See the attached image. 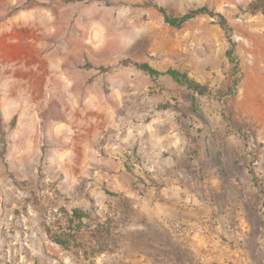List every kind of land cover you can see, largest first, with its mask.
<instances>
[{"label":"rangeland","instance_id":"obj_1","mask_svg":"<svg viewBox=\"0 0 264 264\" xmlns=\"http://www.w3.org/2000/svg\"><path fill=\"white\" fill-rule=\"evenodd\" d=\"M252 1L0 0V179L6 183L7 193L15 195L18 187L23 195L33 197L34 175L40 180L45 176L44 156L37 165L33 160L38 157L27 152L29 148H45V139H39L38 133L30 139L24 130L28 124L24 132H15L19 119L37 115L36 108L23 106L35 95L15 91L20 59L24 56L35 62L50 48L62 52L58 46L63 43L67 48L68 37L74 33L83 37L91 31L98 68L116 72V85L108 84V91L118 121L126 118L140 125L158 113L165 121L178 122L187 138L185 167L194 180L207 184L217 206L214 227L227 228L231 245L242 244L252 258L264 262V122L259 120L264 111V13H253ZM155 5L176 16L203 5L224 13L236 43L237 76L236 62L226 54L232 44L215 17L202 14L174 27ZM90 18L92 26L84 23ZM19 47L25 48L24 53ZM128 59L148 61L161 71L170 67L187 71L208 85L211 95L195 96L192 103L189 91L171 76L161 75L154 81L134 64L123 63ZM235 79H239L238 84ZM230 89L236 90L235 95L225 96ZM162 103L172 106L160 109ZM135 183L139 190L145 187L138 178ZM121 206L113 229L100 225L91 231L84 230L74 214L64 223L58 211H47L46 232L48 227L53 234L67 233L73 227L77 239L64 248L48 233L45 240L38 233L34 245L38 250L45 247L57 264H83L80 249L95 255L96 264L102 253L119 250L122 245L134 207L128 202ZM98 238L104 239L103 246L90 245ZM102 248L104 252L99 251ZM64 250H69L68 254Z\"/></svg>","mask_w":264,"mask_h":264},{"label":"crops","instance_id":"obj_2","mask_svg":"<svg viewBox=\"0 0 264 264\" xmlns=\"http://www.w3.org/2000/svg\"><path fill=\"white\" fill-rule=\"evenodd\" d=\"M84 23L92 26V18ZM89 33L68 37L67 48L58 46L62 52L50 48L35 62L20 59L15 91L35 95L23 106L36 108L37 115L19 119L15 132L28 124L30 139L34 133L45 139V148L27 151L38 157L37 165L44 156L45 176L34 175L33 197L18 187L8 194L0 179V264H57L45 247L34 245L38 233L48 236L47 211H58L65 223L80 208L85 214L75 220L84 230L113 229L127 202L134 208L122 245L102 253L96 264H264L242 244L231 245L227 228L214 227L217 206L207 184L185 167L187 138L178 122L158 113L140 125L118 121L108 91L116 85V72L98 68ZM259 120L264 122V111ZM137 178L145 186L141 190Z\"/></svg>","mask_w":264,"mask_h":264},{"label":"trees","instance_id":"obj_3","mask_svg":"<svg viewBox=\"0 0 264 264\" xmlns=\"http://www.w3.org/2000/svg\"><path fill=\"white\" fill-rule=\"evenodd\" d=\"M163 14L165 21L174 27H182L187 21L202 15V14H207L211 17H215L217 22L225 29L226 33L228 34L229 41L232 44V48L228 49L226 54L227 57L231 62H236V67L234 69V74L237 76L238 73V65L239 63L236 61L235 58V41L232 39L231 34H232V27L230 26V23L228 21V18L226 15L220 11H217L215 9L210 8L207 5H203L194 9L189 10L183 15L176 16L174 14L168 13V11L159 5H155ZM250 9L252 10L253 13L257 12H262L264 13V0H253L250 3ZM123 63H132L136 67L140 68L144 72L150 75V77L154 80L157 81L161 75H169L171 76L179 85L182 87L186 88L190 96L192 97V103H194V97L195 96H207L211 95V90L208 85L202 84L195 78L191 77L189 72L187 71H182L178 68H173L170 67L166 71H161L157 68H155L150 62L148 61H137V60H132L128 59L123 61ZM235 84H238L239 79L234 80ZM236 90L235 89H230L226 92L225 96H233L235 95ZM171 103H162L159 108L160 109H167L169 108ZM0 120H1V113H0ZM80 211L74 210V216L81 218L83 215L79 213ZM74 222L73 220H71ZM76 231L73 227H70V231L67 233H59V234H53L52 230L47 227V233L50 236V238L61 245L64 248H69L71 246V240H76L77 235L73 232ZM100 252H104V249H100Z\"/></svg>","mask_w":264,"mask_h":264},{"label":"built area","instance_id":"obj_4","mask_svg":"<svg viewBox=\"0 0 264 264\" xmlns=\"http://www.w3.org/2000/svg\"><path fill=\"white\" fill-rule=\"evenodd\" d=\"M103 244H104V239L103 238H98L97 240H95L93 242V244L90 243V245H94V246H97V247H101V246H103ZM79 253H80L81 258L83 259L82 260L83 264H95L94 263V259L96 257L95 255H86L84 249H80Z\"/></svg>","mask_w":264,"mask_h":264}]
</instances>
